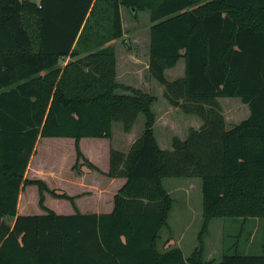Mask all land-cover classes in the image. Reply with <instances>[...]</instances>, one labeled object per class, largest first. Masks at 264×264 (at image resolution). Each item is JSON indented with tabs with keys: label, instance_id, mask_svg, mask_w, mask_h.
Masks as SVG:
<instances>
[{
	"label": "trees",
	"instance_id": "trees-1",
	"mask_svg": "<svg viewBox=\"0 0 264 264\" xmlns=\"http://www.w3.org/2000/svg\"><path fill=\"white\" fill-rule=\"evenodd\" d=\"M121 6L149 12L148 74L201 120L169 149L155 136L157 95L116 77ZM180 58L183 75L168 78ZM219 96H238L249 114L226 127ZM140 113L128 150L109 149L106 174L125 178L110 211L45 206V191L74 197L25 176L39 137H73L77 158L97 168L79 139L111 138L115 121L129 131ZM166 176L201 178L200 245L187 256L158 246L173 202ZM28 184L46 212L17 213ZM217 216L237 225L219 261L202 240ZM254 231L260 249L245 252ZM0 264H264V0H0Z\"/></svg>",
	"mask_w": 264,
	"mask_h": 264
},
{
	"label": "rangeland",
	"instance_id": "rangeland-1",
	"mask_svg": "<svg viewBox=\"0 0 264 264\" xmlns=\"http://www.w3.org/2000/svg\"><path fill=\"white\" fill-rule=\"evenodd\" d=\"M38 1V0H35ZM121 17L124 27V33L121 37L113 40L115 45V53L117 58L118 66V80L124 81L125 83L131 82L133 86L146 90L158 95L157 101L152 104L153 110L158 116L157 121H155L154 130L157 140L160 146L169 149L170 136L173 132L179 134H186L188 128L186 124L194 126L197 122L201 123V120L196 115L186 114L182 112L179 107L173 108L170 115L172 124L174 125V130L170 131L169 127L166 126L167 119L169 117H164L163 114L168 111L166 103L168 101L162 94V85H160L156 80L155 84L151 83V76L148 74L146 62L147 60V50L149 47L148 36L149 27L151 21L149 20V12L147 10H133L130 11L126 6H121ZM130 54L135 56V62H132ZM69 59L65 57L60 60V64H63ZM184 66L183 58H180L174 69L167 72V77L172 78L170 75L172 72L178 73L180 67ZM124 83V84H125ZM143 86V87H142ZM224 116L226 118V127H230L234 123L245 118L249 114V107L247 103L243 102L238 96H219L217 97ZM144 116L139 114L137 119L133 124L132 134L128 135L122 130L120 122H115L113 124V135L112 140L110 138H99L87 136L81 140V146L87 151L90 157H93L94 162L102 169H107L109 165V147L115 146V148H124L121 145H125L123 137H131L132 135L138 136L143 128ZM189 126V125H188ZM187 126V127H188ZM88 138H92V142ZM111 143V144H110ZM125 143V144H124ZM117 144V145H116ZM120 144V145H118ZM36 154L34 160H42L49 169V173L61 172L63 175H69L67 179H74V174L80 173L79 182L84 183L81 190L79 186L73 185L69 186L70 194H74V190L77 189L81 192L85 187L91 183H101L100 185H107V193L110 192L111 198L110 202L113 203L112 195L116 191V187L122 184L124 177L112 179L106 176L105 173L98 171L95 168H89L84 163V158H77L74 148V138L70 136H49L41 137L38 141L37 147L35 149ZM76 161V162H75ZM81 167V169H80ZM52 171L50 172V170ZM54 170V172H53ZM78 171V172H76ZM73 174V175H72ZM31 174L28 173V177ZM47 180L48 183L53 185L55 189L64 191L65 189L59 188V182H50V175ZM76 180V179H75ZM163 185L172 197V207L167 219V226L161 229V238L158 242L159 248H164L167 238L172 239L168 246H179L185 256L189 255L191 251L200 245L199 233L203 225L202 219V190H201V178L198 176L194 177H184V176H166L163 177ZM71 188V189H70ZM24 194L28 195L30 198L28 202L29 213H37L42 211V207L38 203V189L36 185L27 186L23 189ZM45 204L59 209L60 213H67L70 209L71 202L65 198H55L50 194L46 193ZM106 196L101 199L104 203ZM26 199V198H25ZM80 199V198H79ZM81 200V199H80ZM97 200L96 196L92 194L89 198V202H95ZM103 200V201H102ZM100 204L102 205V203ZM84 203V202H83ZM82 203V204H83ZM63 209H60V206ZM99 209L103 210L108 207H101ZM41 208V209H40ZM107 210V209H106ZM11 220V217L7 218ZM226 217L217 216L210 219L208 223L207 231L204 233L203 240V250L205 259H214L219 261L222 257V244L224 237V230L235 232L237 231V225L231 226L225 222ZM258 234L260 233L257 232ZM260 236L254 233L250 237L245 252L253 253L258 252Z\"/></svg>",
	"mask_w": 264,
	"mask_h": 264
},
{
	"label": "crops",
	"instance_id": "crops-1",
	"mask_svg": "<svg viewBox=\"0 0 264 264\" xmlns=\"http://www.w3.org/2000/svg\"><path fill=\"white\" fill-rule=\"evenodd\" d=\"M148 44H149V36H148ZM147 53H148V50H147ZM130 58L132 59V62H135L134 60H135V56H133L132 54H130ZM149 59V54H147V60ZM65 63V62H64ZM148 65V62H146V66ZM176 65V64H175ZM174 65V66H175ZM171 67V68H167L166 70H165V72H166V74H167V72H169V71H171L172 69H174V68H176V67ZM118 66H117V58H116V77L118 78ZM183 72H184V66H182V68L180 67V70H179V72L178 73H175V72H172L170 75H172V74H174V75H172V78H174V77H176V76H181V75H183ZM121 82H123V83H125L124 81H121ZM155 81H154V79L151 77V83L153 84V86H154V83ZM125 84H127V85H131V86H133V83H131V82H127V83H125ZM134 87V86H133ZM143 87V86H142ZM136 88H138V86H136ZM140 89V88H139ZM141 90H143V89H141ZM143 91H147V92H149V90L148 89H146V90H143ZM162 92V91H161ZM151 93V92H150ZM157 95V94H156ZM157 97H158V95H157ZM159 98V97H158ZM157 101V100H156ZM154 103V102H153ZM166 105H167V108H168V111L167 112H165L164 114H163V116L164 117H166L167 115V117H169L168 119H167V124H166V126H168L169 127V130L170 131H173L174 129V125L172 124V122H171V119H170V115L169 114H171V112H172V110H173V108H178L177 106H173V105H171L169 102L168 103H166ZM180 109V108H179ZM156 114V113H155ZM192 115V114H191ZM137 119V118H136ZM157 119H158V116L156 115V120L155 121H157ZM226 119V118H225ZM116 122V121H115ZM115 122H113L112 123V128H113V124L115 123ZM134 124V123H133ZM155 125V124H154ZM190 126V124H186V128H188L189 126ZM200 124H199V122H197L193 127H198ZM188 126V127H187ZM133 125H132V127H131V129L129 130V131H124V132H126L128 135H130V134H132V130H133ZM143 129V128H142ZM142 131V130H141ZM175 131V130H174ZM187 132V131H186ZM173 134H177L179 137H181V138H183L186 134H179V133H177V132H173ZM112 135H113V131H112ZM156 136V135H155ZM172 136V135H171ZM171 136H170V139H171ZM43 137H49V136H43ZM87 136H84V137H81L80 139H79V146H80V150H81V152L83 153V156L85 157V158H87L91 163H93L94 165H96L97 166V168H95V169H99L98 171H101V172H103V173H105L106 174V172H107V170H108V168L107 169H102V168H100L95 162H94V160H93V157H90L89 156V154L87 153V151L86 150H84L83 149V146H81V140H83L84 138H86ZM137 136L136 135H132L130 138L128 137H123V139H124V142L126 143H124L125 145H121L122 147H124V148H121V149H119V150H122V151H127L128 150V148H129V146H130V144L132 143V141L136 138ZM40 138L41 137H39L38 138V140H37V142H36V146H35V149H36V147H37V144H38V141L40 140ZM99 138H105V137H99ZM111 138H112V136H111ZM110 138V139H111ZM157 138V137H156ZM89 139V141H91L92 142V138H88ZM112 140V139H111ZM159 143V142H158ZM111 144V143H110ZM117 145V144H116ZM118 145H120V144H118ZM160 145V144H159ZM111 147H113V146H110L109 147V149L111 148ZM163 147V146H162ZM75 148V147H74ZM114 148H115V146H114ZM118 149V148H117ZM35 154H36V151H34V153L31 155V158H30V160H29V163H28V166H27V170H26V172H25V176L27 177V178H41V179H43L45 182H46V184H47V186L50 188V189H55V187H53V185L51 186V184L50 183H48L47 182V180L49 179L48 177H49V175H50V182H52V183H57V182H59L60 183V185H58V187L59 188H62V189H65L64 190V192H66L67 194H69V195H72L74 198H73V202H71L70 200V202H71V206L72 207H70V209H68L67 211V213H74V212H76V211H79V212H82V213H90V212H97V213H99V212H108V211H110L112 208H113V203H111L110 202V198H111V194H110V192L109 193H107V185L105 184L104 186H102V185H100L101 183H91V184H89L88 186H86L85 188L86 189H84L83 191H79L78 189H77V191L76 190H74V194H70V193H68L67 191H69V186L70 187H72L73 185H77V187L79 186V188H80V190H81V187H83V185H84V183H81V182H79V177H80V173H76V174H74V179H67V178H69V175H68V173L67 174H65V175H63L61 172H58L57 174L56 173H49V169H47L46 168V165L42 162V160H40V161H38V160H34L33 158H34V156H35ZM75 154H76V152H75ZM109 166V165H108ZM80 169H81V167H80ZM52 171V169L50 170V172ZM53 172H54V170H53ZM76 172H78V171H76ZM28 173L29 174H31L29 177H28ZM73 175V174H72ZM106 176H108L107 174H106ZM110 179V181L109 182H112L111 180L112 179H115V178H117V177H119V178H122V176H115V177H111V176H108ZM47 179V180H46ZM76 179V180H75ZM124 180H125V178L123 179V180H121L122 181V184H123V182H124ZM122 184H120L118 187H116V191H117V189L122 185ZM32 185H36V184H28V185H26L25 187H27V186H32ZM37 186V185H36ZM25 187L23 188V189H25ZM84 188V187H83ZM23 189H21V191H20V193H19V197H18V202H17V213H19V214H27V213H29L28 211H29V206H28V202H29V200H30V198L28 197V195L26 194H24V190ZM71 189V188H70ZM57 190V189H56ZM115 191V192H116ZM45 193V199H46V196H47V194L46 193H48V194H50L48 191H45L44 192ZM92 194H94L95 196H96V198H97V200L95 201V202H89L88 201V198L92 195ZM51 196H53L52 194H50ZM114 195V194H113ZM113 195H112V198H113ZM107 197L106 198V200L104 199V203H102L101 202V199H103L104 197ZM53 197H55V196H53ZM26 198V199H25ZM55 198H58V197H55ZM81 200H80V199ZM29 199V200H28ZM45 199H44V204H45ZM66 199V198H65ZM103 201V200H102ZM84 202V203H83ZM100 202L102 203V205L100 204ZM83 203V204H82ZM98 205L99 206H101V207H108V208H104L103 210H101V209H99V207H98ZM45 206L46 207H48L49 209H51V210H53L54 212H57V213H60L59 212V209H57V208H53V207H50V206H48V205H46L45 204ZM61 208L60 209H63V206L61 205L60 206ZM41 209V208H40ZM107 209V210H106ZM39 209H37V213H44V212H46V210L45 209H42V211H38ZM171 241H172V239H170L169 240V238H167V242H166V244H165V246L166 245H169V243H171ZM164 246V247H165Z\"/></svg>",
	"mask_w": 264,
	"mask_h": 264
}]
</instances>
